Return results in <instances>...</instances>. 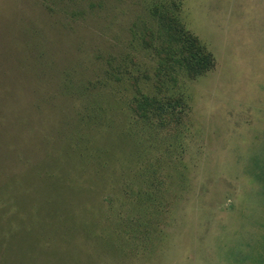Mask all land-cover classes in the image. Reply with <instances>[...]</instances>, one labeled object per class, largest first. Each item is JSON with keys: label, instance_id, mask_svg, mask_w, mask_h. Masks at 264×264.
I'll return each mask as SVG.
<instances>
[{"label": "rangeland", "instance_id": "374dc122", "mask_svg": "<svg viewBox=\"0 0 264 264\" xmlns=\"http://www.w3.org/2000/svg\"><path fill=\"white\" fill-rule=\"evenodd\" d=\"M0 264H264V0H0Z\"/></svg>", "mask_w": 264, "mask_h": 264}, {"label": "trees", "instance_id": "16d2710c", "mask_svg": "<svg viewBox=\"0 0 264 264\" xmlns=\"http://www.w3.org/2000/svg\"><path fill=\"white\" fill-rule=\"evenodd\" d=\"M152 14L158 16V23L160 25L159 26L160 29L158 30V35L162 39L166 40L164 43H162L161 46L164 49L163 56L167 61V65L168 62L171 60L169 62L171 71H168L170 80L176 83L177 78L174 76V74L176 73L177 75L178 71L183 69H185V71L187 72L186 74L191 79L201 77L202 73L210 67L212 60L210 55L206 52L204 46H202L201 43L198 41V39H196L193 35L189 33H185L183 31V26L176 23V21H174L175 19L173 20L170 15L166 14L165 12H160L158 7H154L152 9ZM174 97H175L174 104L176 106L180 105L179 103L180 101L182 103L184 102L182 96L178 95ZM135 99L138 98L135 97ZM145 99L146 98L144 97V100ZM132 104L134 106L133 109L135 113L140 119H146L149 116L147 105H149L150 103H143V102L141 103L140 101L139 102L137 101ZM157 108L159 110H156V112H162L159 118L160 120H164L165 118L168 117L170 118L171 115L176 114L175 112H170L171 114L167 113L168 110L167 109L165 110L163 107L160 106H158ZM173 117L178 118L180 116L174 115ZM137 193L139 194L138 191ZM143 193L141 194L140 191V197L142 198V200L134 202L137 213L139 212V210L144 211V209L142 208L145 206V201H144V199L146 198L145 194L150 192L149 190H147L146 192ZM132 215H133V209H131L129 217L131 218ZM107 236H109V239L116 246L115 249L110 247L109 248L111 250H115L116 252L117 250H121V248H119L118 246V244H120L119 241L117 243H114L111 232L106 231L102 235H98L97 239L99 238L98 240L100 242L106 244V241L103 238L104 237L107 238ZM116 237L119 239V236Z\"/></svg>", "mask_w": 264, "mask_h": 264}]
</instances>
